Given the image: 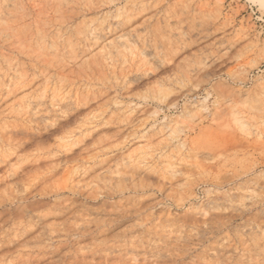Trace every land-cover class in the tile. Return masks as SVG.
Segmentation results:
<instances>
[{
	"label": "rangeland",
	"instance_id": "374dc122",
	"mask_svg": "<svg viewBox=\"0 0 264 264\" xmlns=\"http://www.w3.org/2000/svg\"><path fill=\"white\" fill-rule=\"evenodd\" d=\"M0 264H264V8L0 0Z\"/></svg>",
	"mask_w": 264,
	"mask_h": 264
},
{
	"label": "bare ground",
	"instance_id": "6f19581e",
	"mask_svg": "<svg viewBox=\"0 0 264 264\" xmlns=\"http://www.w3.org/2000/svg\"><path fill=\"white\" fill-rule=\"evenodd\" d=\"M254 2L260 7L264 8V0H254Z\"/></svg>",
	"mask_w": 264,
	"mask_h": 264
}]
</instances>
